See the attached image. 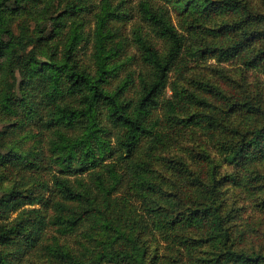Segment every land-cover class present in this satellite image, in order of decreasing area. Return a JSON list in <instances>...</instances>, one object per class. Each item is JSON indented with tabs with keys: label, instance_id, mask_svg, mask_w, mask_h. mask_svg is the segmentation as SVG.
Instances as JSON below:
<instances>
[{
	"label": "trees",
	"instance_id": "obj_1",
	"mask_svg": "<svg viewBox=\"0 0 264 264\" xmlns=\"http://www.w3.org/2000/svg\"><path fill=\"white\" fill-rule=\"evenodd\" d=\"M200 29L217 42L188 51ZM254 39L264 14L239 0H0V264H264L224 198L264 214L261 106L211 84L167 95L187 51L264 73ZM178 135L200 144L187 160L166 149Z\"/></svg>",
	"mask_w": 264,
	"mask_h": 264
},
{
	"label": "rangeland",
	"instance_id": "obj_2",
	"mask_svg": "<svg viewBox=\"0 0 264 264\" xmlns=\"http://www.w3.org/2000/svg\"><path fill=\"white\" fill-rule=\"evenodd\" d=\"M250 7L252 14H264V0H239ZM236 19L231 17H218L214 18L212 22L207 24V28H212L213 26H221L225 21H232ZM243 19L242 16L238 18ZM135 22V21H133ZM177 23V21H176ZM132 24L130 23L124 27L123 34L132 40ZM217 29V28H215ZM244 27L243 30H246ZM194 31L193 35L189 36V49H198V44L217 42L216 39L204 37L202 32ZM242 30V31H243ZM244 38V36H242ZM244 48L252 46L258 48L259 46H264L262 42L254 39L249 42L247 46L243 45ZM135 53V49H131ZM187 51V52H188ZM201 51V50H200ZM187 52L183 57V64H181L177 69H175L171 74L170 85L167 89V95L171 96V84L176 86H182L190 90H194L197 86L196 84H211L219 89L225 90V92L237 91L246 94L251 101H254L256 105H260L264 112V73H258L252 70H246L240 65L237 59H231L229 61L220 62L217 56H212L211 54L197 53L195 58L187 56ZM92 53L91 47L87 44L81 50V60L86 61L87 57ZM18 88V87H17ZM228 88V89H227ZM18 90V89H17ZM210 100L214 98L210 97ZM174 139V138H173ZM176 139V141H175ZM174 140H171L166 149H171L173 156L177 158L184 157L187 160L188 150H198V143L195 138H190L187 135L176 136ZM31 144L28 148H30ZM2 153L6 152V149L0 148ZM224 169L231 170L229 167H224ZM264 197V195H263ZM226 202V212L232 211L231 213L236 214L234 221L228 218L227 221H231L232 224L245 225L247 222L252 224V227L257 229L259 233L250 239L246 244L243 245L247 250L253 251H264V214L257 207V199L254 198V206H250L249 202L243 199V196L238 192L232 194L229 192L224 196ZM234 210V212H233ZM233 214V215H234Z\"/></svg>",
	"mask_w": 264,
	"mask_h": 264
}]
</instances>
